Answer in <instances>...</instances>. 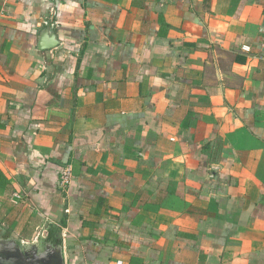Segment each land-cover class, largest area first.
Listing matches in <instances>:
<instances>
[{"label": "crops", "instance_id": "obj_1", "mask_svg": "<svg viewBox=\"0 0 264 264\" xmlns=\"http://www.w3.org/2000/svg\"><path fill=\"white\" fill-rule=\"evenodd\" d=\"M47 223L65 264H264V0H0V226Z\"/></svg>", "mask_w": 264, "mask_h": 264}, {"label": "water", "instance_id": "obj_2", "mask_svg": "<svg viewBox=\"0 0 264 264\" xmlns=\"http://www.w3.org/2000/svg\"><path fill=\"white\" fill-rule=\"evenodd\" d=\"M40 48L56 44L53 37H43ZM0 264H65L61 229L47 223L36 241L21 243L0 226Z\"/></svg>", "mask_w": 264, "mask_h": 264}, {"label": "built area", "instance_id": "obj_3", "mask_svg": "<svg viewBox=\"0 0 264 264\" xmlns=\"http://www.w3.org/2000/svg\"><path fill=\"white\" fill-rule=\"evenodd\" d=\"M71 177H72V168L70 167V165H67L63 168L60 176V186L62 187V189L68 187ZM13 195L15 198H19V196L16 193Z\"/></svg>", "mask_w": 264, "mask_h": 264}]
</instances>
